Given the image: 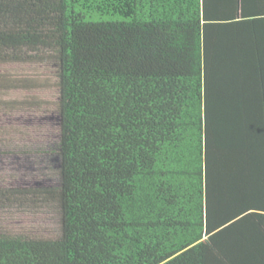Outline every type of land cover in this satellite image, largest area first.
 Listing matches in <instances>:
<instances>
[{"label":"trees","instance_id":"16d2710c","mask_svg":"<svg viewBox=\"0 0 264 264\" xmlns=\"http://www.w3.org/2000/svg\"><path fill=\"white\" fill-rule=\"evenodd\" d=\"M7 64L57 66L59 132L0 210L56 227L0 264H264V0H0Z\"/></svg>","mask_w":264,"mask_h":264},{"label":"rangeland","instance_id":"374dc122","mask_svg":"<svg viewBox=\"0 0 264 264\" xmlns=\"http://www.w3.org/2000/svg\"><path fill=\"white\" fill-rule=\"evenodd\" d=\"M57 74L54 64L0 65V187L53 177L47 151L58 142ZM19 81H29L36 87L27 90L8 86ZM11 103L18 108L11 109ZM55 227V216L49 211L33 216L0 210V229L4 231L50 236Z\"/></svg>","mask_w":264,"mask_h":264}]
</instances>
